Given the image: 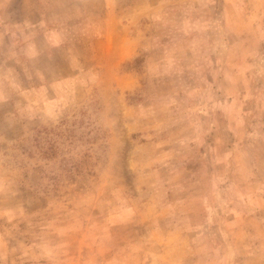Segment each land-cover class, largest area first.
<instances>
[{"label": "rangeland", "instance_id": "1", "mask_svg": "<svg viewBox=\"0 0 264 264\" xmlns=\"http://www.w3.org/2000/svg\"><path fill=\"white\" fill-rule=\"evenodd\" d=\"M0 264H264V0H0Z\"/></svg>", "mask_w": 264, "mask_h": 264}]
</instances>
